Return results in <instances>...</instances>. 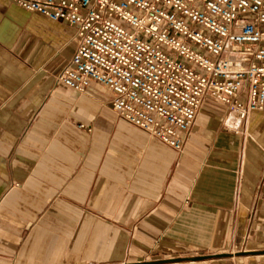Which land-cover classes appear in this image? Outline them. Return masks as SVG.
<instances>
[{"label":"crops","instance_id":"obj_1","mask_svg":"<svg viewBox=\"0 0 264 264\" xmlns=\"http://www.w3.org/2000/svg\"><path fill=\"white\" fill-rule=\"evenodd\" d=\"M77 44L0 0V264H264V113L207 100L178 154L58 82Z\"/></svg>","mask_w":264,"mask_h":264},{"label":"built area","instance_id":"obj_2","mask_svg":"<svg viewBox=\"0 0 264 264\" xmlns=\"http://www.w3.org/2000/svg\"><path fill=\"white\" fill-rule=\"evenodd\" d=\"M8 1L76 30L60 84L108 89L120 120L178 154L207 100L264 113V0Z\"/></svg>","mask_w":264,"mask_h":264},{"label":"water","instance_id":"obj_3","mask_svg":"<svg viewBox=\"0 0 264 264\" xmlns=\"http://www.w3.org/2000/svg\"><path fill=\"white\" fill-rule=\"evenodd\" d=\"M227 255V254H226ZM226 255H220V256H222V257H226Z\"/></svg>","mask_w":264,"mask_h":264},{"label":"bare ground","instance_id":"obj_4","mask_svg":"<svg viewBox=\"0 0 264 264\" xmlns=\"http://www.w3.org/2000/svg\"><path fill=\"white\" fill-rule=\"evenodd\" d=\"M244 242V241H243ZM247 248V247H246Z\"/></svg>","mask_w":264,"mask_h":264},{"label":"rangeland","instance_id":"obj_5","mask_svg":"<svg viewBox=\"0 0 264 264\" xmlns=\"http://www.w3.org/2000/svg\"><path fill=\"white\" fill-rule=\"evenodd\" d=\"M236 252V251H235ZM235 256V255H234Z\"/></svg>","mask_w":264,"mask_h":264}]
</instances>
